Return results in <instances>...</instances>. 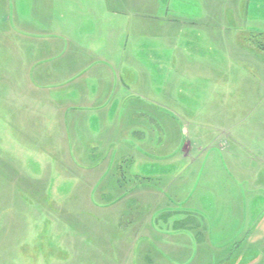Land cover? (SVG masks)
<instances>
[{
    "label": "rangeland",
    "instance_id": "obj_1",
    "mask_svg": "<svg viewBox=\"0 0 264 264\" xmlns=\"http://www.w3.org/2000/svg\"><path fill=\"white\" fill-rule=\"evenodd\" d=\"M7 29L14 32L2 38ZM39 31L45 34L44 45L52 38L60 47L42 55V60L52 59L38 70L57 67L58 79L55 84L41 81L40 89L26 79L25 64L35 58L23 50L36 52L24 42L37 39ZM50 32L61 36L48 37ZM85 82L89 91L97 90L108 112L103 152L114 154V144L124 141L138 143L149 114L136 111L162 102L182 109L209 108L215 128L228 121L232 125L231 141H220L217 148L229 142L232 149H245L248 169L243 162L242 171L249 176L248 189L255 187L256 177L264 179V0H0V264H54L58 260L50 253L62 257L65 251L81 250V238L66 239L82 236L80 224L73 219L67 228L57 226L65 219L59 207L93 206V197L81 194V168L65 166L82 151L76 146L77 130L68 123L74 117L62 112L68 124L62 137L37 114L29 116L28 124L15 95L29 94L24 100L32 108H26L39 111L43 98L54 93L74 98ZM79 96L74 99L83 102L76 107L84 118L88 101ZM127 107L132 110L122 114ZM34 137L51 146L38 147ZM146 155L159 164H135L133 170L160 172L164 157ZM232 168L237 171L235 164ZM70 175L71 195L66 191ZM77 212L81 222L97 213Z\"/></svg>",
    "mask_w": 264,
    "mask_h": 264
},
{
    "label": "crops",
    "instance_id": "obj_2",
    "mask_svg": "<svg viewBox=\"0 0 264 264\" xmlns=\"http://www.w3.org/2000/svg\"><path fill=\"white\" fill-rule=\"evenodd\" d=\"M13 32L7 29L1 37ZM26 34L25 31L22 35L28 40ZM53 35L61 36L50 32L48 37ZM42 36L45 34L39 31L37 39L31 37L29 42H24L26 48L36 51L34 54L23 49L27 56L35 58L24 68L27 74L29 72L26 79L32 78L37 85L31 83L38 89L41 81L55 84L58 79L57 67L48 66L45 72L38 70L52 59L49 56L42 60L45 52L51 54L53 49H60L52 38L44 45ZM82 45L87 47L84 44L79 47ZM18 63L20 65V60ZM88 66L94 68L96 65ZM84 84L78 96L73 95L78 100L80 94L81 99L84 95L88 101L84 118L79 111L83 102L79 104L70 96L64 98V94L54 93L43 98L42 109L37 111L30 109L32 107L24 100L29 94L15 95L22 103L18 108L28 116V124L32 121L29 116L37 114L35 117L39 115L47 123L49 120L52 130L62 132V137L68 131L62 112L68 111L74 117L68 123L77 130L76 146L82 148L77 154L80 156H72L65 166L73 164L81 168V182L78 183L81 194L88 200L91 195L93 202L89 204L93 206L66 204L59 207L65 212V219L57 226L66 227L67 221L73 222V219L79 223L82 236L66 239L81 238L82 247L80 251H65L62 257L50 253L52 259L58 260L54 264H264V179L256 177L255 187L248 189L249 176L242 171L243 162L246 172L248 169L242 157L245 149H232L229 142L223 149L217 148L220 141L232 139L229 121L228 125L215 128V113L209 108L182 109L162 102L160 106L144 109L143 113L136 111L135 115L149 114L147 128L138 133V143L124 141L118 143L119 147L114 144L115 153L109 155L101 149L104 145L101 138L108 132L104 124V115L108 112L101 107L97 90L89 91L87 82ZM53 88L57 89L55 86L51 90ZM10 96L6 93L7 100ZM11 109L16 110V107ZM127 109L132 110L124 108L122 114ZM2 112V115L8 114L5 109ZM126 119L129 121V117ZM29 130L30 126H26L25 131ZM189 136L194 141H190ZM33 139L38 142L37 137ZM45 142V139L39 140L36 145L51 146ZM68 145L73 147V142L68 140ZM147 153L164 157L160 172L133 170L135 164L150 167L159 164L157 160L148 159ZM227 162L231 170L235 164L237 171L231 172ZM71 176H66V180ZM72 187L69 180L66 191L70 195ZM78 209L97 213L81 222L76 218Z\"/></svg>",
    "mask_w": 264,
    "mask_h": 264
}]
</instances>
